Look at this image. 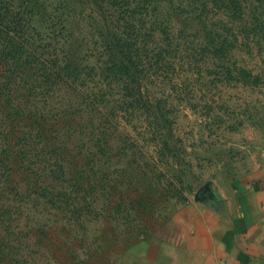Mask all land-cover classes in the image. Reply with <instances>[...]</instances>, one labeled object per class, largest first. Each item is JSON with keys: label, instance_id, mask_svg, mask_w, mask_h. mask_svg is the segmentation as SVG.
<instances>
[{"label": "rangeland", "instance_id": "374dc122", "mask_svg": "<svg viewBox=\"0 0 264 264\" xmlns=\"http://www.w3.org/2000/svg\"><path fill=\"white\" fill-rule=\"evenodd\" d=\"M58 1L0 0V19L8 17L0 76L18 75V110L39 111L45 121L38 120L41 141L23 149L30 162L14 161L0 178V264H130L132 251L169 224L204 232L208 213L225 207L232 189L264 183L258 30L245 27L243 45L216 57L201 51L207 43L198 24L174 15V54L154 65L150 51L137 75L131 67L105 79L103 42L88 34L99 26L84 17L89 9L78 5L84 12L71 15L54 10ZM81 20L92 23L85 32ZM56 65L77 70L82 90L101 95V110L89 117L91 105L79 104L67 82L54 87ZM31 125L22 114L14 123L17 149Z\"/></svg>", "mask_w": 264, "mask_h": 264}, {"label": "trees", "instance_id": "16d2710c", "mask_svg": "<svg viewBox=\"0 0 264 264\" xmlns=\"http://www.w3.org/2000/svg\"><path fill=\"white\" fill-rule=\"evenodd\" d=\"M71 3L72 5H69ZM165 4H169V8L166 16H163ZM78 5L88 8L89 14L84 17L99 26L95 35L90 29L88 34L97 35L103 42L106 56L103 64L105 79L109 78V71H114L117 75L116 72H123L131 67L133 74L137 75L136 68L139 60L147 57L150 51L153 54L151 57L155 58L154 65H159L165 53L174 54L175 39L172 36L170 25L174 15L194 20L199 25V31L204 33L206 38L207 44L201 46V51H205L206 47L210 50V54L216 57H222L225 50L229 51V48L232 49L237 44L239 47L243 45L245 38L241 36V32L245 27L258 30L260 38L264 40V0H59L54 4V10L66 8L71 15L84 12V9L78 11ZM5 20H8V17L0 19V27ZM88 22V20L79 22L78 25L82 31L85 32L86 26L88 28L92 25V23L88 25ZM260 38L257 39L258 42ZM153 39L157 41H154L155 45L148 49L147 42ZM171 50L175 51L171 52ZM115 67L116 70H114ZM18 68L17 73H23L22 67ZM8 70L10 71L6 69L5 72ZM77 72L71 69L67 71L65 66L56 65L54 67V87L61 80L67 82L66 84L75 89L83 98L79 104L86 101L87 105H91L85 109L89 116L92 115L94 109L101 110L99 106L101 95H98L95 90L90 93L83 91L80 87L81 81H77L79 78ZM13 73L15 74L14 71ZM66 74L76 78V81L69 82L65 79ZM17 77L18 75L10 77L3 73L0 76V178L5 175L6 171L12 169L14 161L19 160L21 164L30 162L22 156L30 151H23V149L30 150L31 143L41 141L37 131L42 127L41 121L45 123L43 114L39 111L33 114L29 112L26 115L18 110L17 103L22 99L19 96L21 85L17 82L19 79ZM26 83L24 82V86ZM32 95L35 96V94ZM21 114L30 118L33 125L29 129L26 126L27 131H23L25 137L21 138V143L24 144H21L22 149H17L14 142V123H17ZM104 115L107 119L109 118L108 114L104 113ZM91 125L89 127L95 130L100 124ZM57 134L55 130L54 136ZM30 183L41 188L39 178H31Z\"/></svg>", "mask_w": 264, "mask_h": 264}, {"label": "crops", "instance_id": "0c3cea01", "mask_svg": "<svg viewBox=\"0 0 264 264\" xmlns=\"http://www.w3.org/2000/svg\"><path fill=\"white\" fill-rule=\"evenodd\" d=\"M232 191L225 207L208 213L204 232L173 222L135 248L130 264H264V183Z\"/></svg>", "mask_w": 264, "mask_h": 264}]
</instances>
